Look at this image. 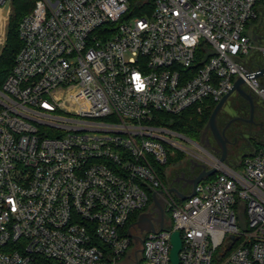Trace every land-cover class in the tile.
<instances>
[{
    "label": "built area",
    "instance_id": "1",
    "mask_svg": "<svg viewBox=\"0 0 264 264\" xmlns=\"http://www.w3.org/2000/svg\"><path fill=\"white\" fill-rule=\"evenodd\" d=\"M263 15L264 0H42L24 16L0 88V264H171L175 232L179 264H264V147L226 167L156 124L238 78L264 105V65L247 66ZM176 151L217 169L185 201L158 171Z\"/></svg>",
    "mask_w": 264,
    "mask_h": 264
},
{
    "label": "flooded vegetation",
    "instance_id": "2",
    "mask_svg": "<svg viewBox=\"0 0 264 264\" xmlns=\"http://www.w3.org/2000/svg\"><path fill=\"white\" fill-rule=\"evenodd\" d=\"M263 65L264 60L261 61L260 66ZM251 95L253 97V108H251L248 101L237 95L229 108L230 111L227 110L229 112L222 113L223 110L225 112L224 106L217 117L218 127L221 132L225 131V136L228 139V164L232 162L231 154L240 156V158L245 157L254 149L256 142H262V135L264 134V105L258 97ZM202 134L199 141L202 140ZM203 146L208 149L205 150L208 153H210L211 149L218 148L211 131H208L205 135ZM220 156L221 153L217 157H213L220 158ZM200 171V167H194L191 163H188L182 169L173 172L171 184L179 189L181 193L188 195L191 192L189 183Z\"/></svg>",
    "mask_w": 264,
    "mask_h": 264
},
{
    "label": "trees",
    "instance_id": "3",
    "mask_svg": "<svg viewBox=\"0 0 264 264\" xmlns=\"http://www.w3.org/2000/svg\"><path fill=\"white\" fill-rule=\"evenodd\" d=\"M36 2L37 0H12L11 5H13L14 7V13L10 17L9 24L6 29L5 45L0 54V88L2 87L7 77L11 73L14 67L15 59L22 47V43L19 38L20 22L23 19V17L26 16L31 9H33ZM138 15L141 16V14ZM263 17L264 15L260 16L258 19L252 22L254 23L257 21H261ZM260 58L264 60L262 57ZM247 66L252 69L256 67H260L259 64L252 65L248 61H247ZM217 104H218L217 101H214L213 99H208L202 105V108L200 110H198L197 108H190L184 111L182 114L174 115V116L159 114L160 116H158L156 124L166 126L180 134L187 136L192 140L198 141ZM262 147H264V142H262L261 144L260 143L256 144L254 147V151L248 154L247 156H245L240 161L239 165L235 167L237 169L243 167L245 159L248 156H252ZM180 155L182 154H179L175 158V160L173 159L168 160L167 164L164 167L162 168L158 167V171L163 176L164 181H166L169 178L167 177V174H165L166 167L169 164L174 163V161L179 160ZM215 177L216 175H214L212 179H214Z\"/></svg>",
    "mask_w": 264,
    "mask_h": 264
},
{
    "label": "water",
    "instance_id": "4",
    "mask_svg": "<svg viewBox=\"0 0 264 264\" xmlns=\"http://www.w3.org/2000/svg\"><path fill=\"white\" fill-rule=\"evenodd\" d=\"M11 8V2H8L5 7L2 10V14L3 16L7 17V15L9 14ZM264 76V68L260 70L259 73L255 74L256 78H261ZM244 80L241 78H238L235 81L234 87L233 89L227 94L225 95L216 105L215 109L213 110L205 128L202 134V140L200 141V144L194 142L198 147L204 149L203 144H204V138L205 135L207 134L208 131H211L213 138L219 148V151L221 153L220 158H215L220 164L228 167L227 165V159H228V139L225 136V131L221 132L218 124H217V117L220 113V111L223 109V107L225 106V104L227 103V101L229 100V98L233 95V94H237L238 96H240L241 98H243L244 100L248 101L251 108H253V97L250 93H248L244 87ZM205 150V149H204ZM190 163L194 166V167H200L201 171L200 173L195 176L189 183V185L191 186V193L188 195H185L183 193H181L179 191V189H177L176 187H173V184L169 185V192L174 194L176 197H178L180 200L185 201L188 198L194 196L195 194V189L196 187L205 179L214 176L217 173V169L216 168H212V169H208L206 165H202L199 164L198 162L194 161V160H190ZM153 200L155 203V213L158 214V217L155 218V222L160 224V228L161 230H163L164 228V222H165V217H166V211H165V204L164 201L160 198L157 197L156 194H154L153 196ZM137 228H139L140 232H155V226L153 224V214H149V213H144L142 214L137 222ZM136 242H141V239L139 237H134ZM236 240L235 236H231L228 239V244H226L225 246V251H229L231 248L232 243ZM171 245H172V249H171V255H170V260H171V264H179V254L181 252L182 249V240L180 237V233L179 232H175L172 234L171 237Z\"/></svg>",
    "mask_w": 264,
    "mask_h": 264
},
{
    "label": "rangeland",
    "instance_id": "5",
    "mask_svg": "<svg viewBox=\"0 0 264 264\" xmlns=\"http://www.w3.org/2000/svg\"><path fill=\"white\" fill-rule=\"evenodd\" d=\"M42 0H37L36 4L34 5L33 9H31L29 11V13H31L34 8L41 2ZM14 13V7L13 5H11V8H10V11H9V14L7 15V17L3 16V15H0V38H1V42H0V54L2 52V49L5 45V40H6V29H7V26L9 24V21H10V17L12 16V14ZM28 13V14H29ZM247 33L249 35V37H251V42H252V46H253V49L251 51V55L249 57V59L247 60L249 63H251L252 65H255V64H261V61L262 59L260 58L258 52H257V48L259 47H263L264 46V17L261 21H257V22H250L249 25H248V28H247ZM236 96L237 94H233L229 100L227 101V103L225 104V112L223 110L222 113H226V112H229L230 111V107L232 105V103L235 101L236 99ZM202 108V107H201ZM200 108V109H201ZM229 110V111H227ZM223 116V114H222ZM183 135V134H182ZM185 136V135H183ZM187 137V136H185ZM171 140L177 142L178 144L182 145L183 147L191 150V151H194V152H198L199 151V148L192 142H189L187 141L186 139H183V138H180V137H171ZM197 143L200 144V141L198 140H193ZM258 143H262V142H258ZM257 142L254 144V147L256 144H258ZM204 147V146H203ZM205 150H208L204 147ZM254 150V149H253ZM210 153L214 156V157H217L219 154H220V151L217 147H215V149H211L210 150ZM179 154H182L180 155V159L177 160V161H174V163H171L169 164L167 167H166V171H165V174H167V177H169L166 181H164L163 179V182L164 184L166 185H170L171 184V179H172V176H173V172L174 171H177L179 169H182L183 167H185L188 163H190V160L191 158L189 156H187L185 153L181 152V151H176V154L174 156H170L169 157V160L170 159H173L175 160V158L179 155ZM244 157L240 158V156L238 157L237 155L235 154H231V159H232V162L229 163L230 165L232 166H238L240 161L243 159ZM228 165V163H227ZM163 178V176H162Z\"/></svg>",
    "mask_w": 264,
    "mask_h": 264
},
{
    "label": "crops",
    "instance_id": "6",
    "mask_svg": "<svg viewBox=\"0 0 264 264\" xmlns=\"http://www.w3.org/2000/svg\"><path fill=\"white\" fill-rule=\"evenodd\" d=\"M0 15H3L1 11H0ZM0 42H1V38H0ZM262 138H263V139H262V142H264V134L262 135ZM253 151H254V150H252L251 152H253ZM251 152H250V153H251ZM228 166H230V167H232V168H236L235 166H232V165H230V164H228Z\"/></svg>",
    "mask_w": 264,
    "mask_h": 264
},
{
    "label": "bare ground",
    "instance_id": "7",
    "mask_svg": "<svg viewBox=\"0 0 264 264\" xmlns=\"http://www.w3.org/2000/svg\"><path fill=\"white\" fill-rule=\"evenodd\" d=\"M2 12V11H1Z\"/></svg>",
    "mask_w": 264,
    "mask_h": 264
}]
</instances>
